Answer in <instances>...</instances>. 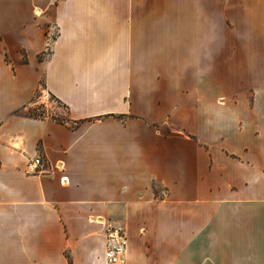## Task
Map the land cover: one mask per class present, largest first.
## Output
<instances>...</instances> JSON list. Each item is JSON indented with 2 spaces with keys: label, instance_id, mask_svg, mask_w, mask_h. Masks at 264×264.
Masks as SVG:
<instances>
[{
  "label": "crops",
  "instance_id": "1",
  "mask_svg": "<svg viewBox=\"0 0 264 264\" xmlns=\"http://www.w3.org/2000/svg\"><path fill=\"white\" fill-rule=\"evenodd\" d=\"M110 225L264 264V0H0V264H112Z\"/></svg>",
  "mask_w": 264,
  "mask_h": 264
},
{
  "label": "built area",
  "instance_id": "2",
  "mask_svg": "<svg viewBox=\"0 0 264 264\" xmlns=\"http://www.w3.org/2000/svg\"><path fill=\"white\" fill-rule=\"evenodd\" d=\"M44 158L38 156L33 158L28 166L33 173L44 172ZM67 179L63 177L62 179ZM108 246L106 256L112 264H125L128 248V238L125 231L117 226L110 225L107 228Z\"/></svg>",
  "mask_w": 264,
  "mask_h": 264
},
{
  "label": "rangeland",
  "instance_id": "3",
  "mask_svg": "<svg viewBox=\"0 0 264 264\" xmlns=\"http://www.w3.org/2000/svg\"><path fill=\"white\" fill-rule=\"evenodd\" d=\"M41 96L37 98V102L34 107L41 106V111H45V113L60 119L67 117V109L62 105V103L58 102L56 98L52 97L51 95H47L46 99H43Z\"/></svg>",
  "mask_w": 264,
  "mask_h": 264
}]
</instances>
